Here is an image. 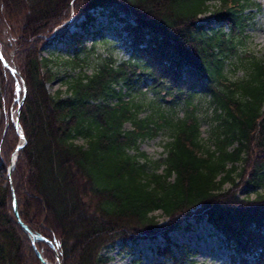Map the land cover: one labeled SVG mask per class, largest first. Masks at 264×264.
<instances>
[{
	"label": "trees",
	"instance_id": "1",
	"mask_svg": "<svg viewBox=\"0 0 264 264\" xmlns=\"http://www.w3.org/2000/svg\"><path fill=\"white\" fill-rule=\"evenodd\" d=\"M95 9L124 23L132 58H105L64 95L49 93L43 45L64 33L57 27L71 12ZM261 9L254 0H0L2 57L24 82L16 116L25 138L7 174L19 136L9 119L0 123V264L56 255L60 264H107L108 245L167 241L190 219L222 237L229 264H264V190L237 195L264 187V52H239ZM144 78L151 96L135 100L129 91ZM201 97L215 121L212 144L200 137ZM163 131V156L151 160L138 144Z\"/></svg>",
	"mask_w": 264,
	"mask_h": 264
},
{
	"label": "rangeland",
	"instance_id": "2",
	"mask_svg": "<svg viewBox=\"0 0 264 264\" xmlns=\"http://www.w3.org/2000/svg\"><path fill=\"white\" fill-rule=\"evenodd\" d=\"M254 1L260 3L262 9L253 19L254 23L246 28L245 32L249 38L244 47L240 49V54L244 53L243 50L246 54L252 52L261 55L264 52V0ZM74 17L75 14L71 12L69 19L62 23L63 27H57V32L64 29V33L55 39L48 40L40 52L41 56L49 60L47 66L54 74L53 79L46 84V90L51 94L60 91L61 95H64L68 81L79 75H90L105 58L120 62L131 59L134 53L131 36L124 29V23L108 11L95 9L91 10L87 17ZM0 57L2 62L4 58L1 50ZM72 59L74 62L70 61ZM1 64L5 69L0 65V123H5L9 119L14 126L18 104L24 92V82L16 69L17 74L12 75L3 62ZM8 66L14 67L13 65ZM240 75L241 73L236 74V76ZM149 83L150 80L144 78L129 91V95L139 100L142 97L140 92H145ZM145 93L147 97L151 96L150 92ZM198 101L197 114L201 119L200 137L204 144H212L210 142L212 125L215 124L213 113L206 98L201 97ZM178 115L180 116L181 112ZM18 127L20 128L19 124ZM125 128H129V124H125ZM14 130L16 132L15 128ZM6 139L9 138L6 136ZM166 140L167 137L163 131L151 139L140 142L138 149L151 160L159 159L163 156V143ZM77 143L82 144L83 141L77 139ZM17 144H21L20 139ZM12 154L13 152L9 156V164ZM227 186V184L224 185V187ZM263 190V185L255 187L249 185L242 187L237 195L240 198H253L257 192ZM153 214L157 216L159 222H164L165 218L160 211ZM28 234L31 242H33L32 239H38L33 234ZM168 250L177 257V261L183 264H229V251L222 237L206 220L195 221L193 219L181 222L177 229L169 233L167 241L160 235L152 240L140 239L135 243L123 244L121 241H116L104 248L101 255L107 257V264H175L168 259ZM57 263L56 258L47 264Z\"/></svg>",
	"mask_w": 264,
	"mask_h": 264
},
{
	"label": "water",
	"instance_id": "3",
	"mask_svg": "<svg viewBox=\"0 0 264 264\" xmlns=\"http://www.w3.org/2000/svg\"><path fill=\"white\" fill-rule=\"evenodd\" d=\"M2 62H3V64H4L6 67H8V69H9V71H10V73H11L12 75L17 74V73H16V70H15L14 67H12V66H8V64H7L4 60H2ZM22 83H23V82H22ZM17 88H19V87H17ZM23 89H24V84H23ZM23 91H24V90H23ZM23 93H24V92H23ZM22 99H23V96H22V98H21L20 101H19L18 108H17V112H18V109H19V107H20V105H21V103H22ZM13 125H14V127L16 128V130H18V120H17V117H16L15 122L13 123ZM18 133H19V135H20V137H21V139H22V143H21L20 145H18V146L15 148V150H14L12 156H11L10 164H9V166H8V168H7V174L9 173V171H10V170L12 169V167L14 166V159H15V153H16V151H17L19 148H21V146H23L24 143H25V139H24L23 135H22L20 132H18ZM12 202H13L14 213H15V215L17 216V221H18V223L21 225V227H22L25 231H28L26 225H25L24 223H22V222L20 221V219L18 218L17 211H16V201H15V198H14V196H13V192H12ZM38 238H41V236H38ZM32 240L35 241V240H37V239L35 238V240H34V239H32ZM49 243H50V242H49ZM50 246H51L52 248H54V245H53L52 243H50ZM38 256L40 257L39 254H38ZM56 258H57V262H58L57 264H60V261H59V259H58L57 256H56Z\"/></svg>",
	"mask_w": 264,
	"mask_h": 264
},
{
	"label": "bare ground",
	"instance_id": "4",
	"mask_svg": "<svg viewBox=\"0 0 264 264\" xmlns=\"http://www.w3.org/2000/svg\"><path fill=\"white\" fill-rule=\"evenodd\" d=\"M16 129V128H15ZM18 132H20L21 134H22V132H21V130H20V128L18 127V130H16V133L18 134V136H19V139H20V141H21V143H22V139H21V137H20V135H19V133ZM23 135V134H22ZM24 137V136H23ZM25 139V138H24ZM18 145H20V144H18ZM17 145V146H18ZM16 146V147H17Z\"/></svg>",
	"mask_w": 264,
	"mask_h": 264
}]
</instances>
